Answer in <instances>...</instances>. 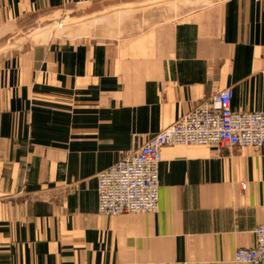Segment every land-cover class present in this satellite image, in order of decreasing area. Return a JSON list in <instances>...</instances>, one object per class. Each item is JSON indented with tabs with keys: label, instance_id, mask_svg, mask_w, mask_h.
I'll list each match as a JSON object with an SVG mask.
<instances>
[{
	"label": "crops",
	"instance_id": "1",
	"mask_svg": "<svg viewBox=\"0 0 264 264\" xmlns=\"http://www.w3.org/2000/svg\"><path fill=\"white\" fill-rule=\"evenodd\" d=\"M153 1L0 0V264H235L254 244L264 147L165 146L155 212L97 210V173L203 99L264 111V0Z\"/></svg>",
	"mask_w": 264,
	"mask_h": 264
},
{
	"label": "built area",
	"instance_id": "2",
	"mask_svg": "<svg viewBox=\"0 0 264 264\" xmlns=\"http://www.w3.org/2000/svg\"><path fill=\"white\" fill-rule=\"evenodd\" d=\"M231 98V87L215 92L136 150L99 171L98 212L109 215L155 212L158 166L165 146L264 147V111L232 110ZM253 233L252 246L235 250V264H264V224H258Z\"/></svg>",
	"mask_w": 264,
	"mask_h": 264
},
{
	"label": "rangeland",
	"instance_id": "3",
	"mask_svg": "<svg viewBox=\"0 0 264 264\" xmlns=\"http://www.w3.org/2000/svg\"><path fill=\"white\" fill-rule=\"evenodd\" d=\"M169 1L171 2L170 4H177V5L187 4V7H194V6L207 4L210 1H215V0H186V2L183 0H169ZM152 3H157V0L153 1ZM86 11L88 10H81L80 6L72 8L70 10H58L57 12H54V16L49 17V19L51 18L53 20H44L43 22L39 21L35 25L29 27V29L30 28L31 29L28 31H32V30L35 31V33L32 34V36L38 35L40 33H44L43 35L44 38L45 36L48 37L50 34H53L56 36V34H59L63 30L62 27L66 26V23L68 21L70 22L79 17L82 18L83 16H85ZM47 22H50V23L53 22V23L52 25H50ZM41 24H46V25L48 24V26L47 28L43 30H39L40 29L39 27L42 26Z\"/></svg>",
	"mask_w": 264,
	"mask_h": 264
},
{
	"label": "water",
	"instance_id": "4",
	"mask_svg": "<svg viewBox=\"0 0 264 264\" xmlns=\"http://www.w3.org/2000/svg\"><path fill=\"white\" fill-rule=\"evenodd\" d=\"M47 23L50 24V25H52L53 22H51V23L50 22H47ZM48 24L47 25L46 24H41L42 26L39 27L40 28L39 30H43V29L47 28ZM34 33H35V31L32 30V31H28L25 34H18L15 38L9 40V47H11L12 45H14L16 42L17 43H20L22 40H24L26 38H30V36L32 34H34Z\"/></svg>",
	"mask_w": 264,
	"mask_h": 264
}]
</instances>
